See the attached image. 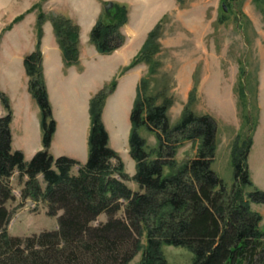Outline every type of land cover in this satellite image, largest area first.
Here are the masks:
<instances>
[{
	"label": "trees",
	"instance_id": "trees-1",
	"mask_svg": "<svg viewBox=\"0 0 264 264\" xmlns=\"http://www.w3.org/2000/svg\"><path fill=\"white\" fill-rule=\"evenodd\" d=\"M177 1L183 4L187 0ZM223 1L230 7L233 0ZM37 6L34 4L30 10ZM24 16L15 17L7 28ZM46 20L47 15L40 11L36 49L24 59L29 89L41 108L43 130V148L30 160L22 150L13 149V108L8 95L0 89L6 110L0 117V264H127L139 251L142 256L138 264H168L164 245L189 248L194 253L192 264H264L262 215L252 208L253 203H264V190L252 181L248 164L256 128V121L251 122V110L247 107L243 111L244 123L232 145L235 183L229 189L213 168L218 147L217 121L210 114H196L190 107L196 88L174 124L168 114L172 97L145 93L147 79L160 66L156 54L160 51L157 40L161 18L131 63L91 97L87 161L55 156L51 145L57 121L41 50ZM51 20L66 66L76 64L80 57L78 23L68 15L52 16ZM127 21V5L114 2L113 8H104L90 34L100 53L109 54L121 46L124 36L120 27ZM140 62L148 63L149 69L148 76L140 80L131 112L129 143L136 161L133 179L141 188L136 191L125 181L129 178L125 163L110 144L102 114L107 97L117 87L118 77ZM239 95L241 102L248 105L244 84ZM159 97L162 101L158 102ZM141 127L156 135V147L148 149ZM197 139L200 144L196 156L178 163L175 155L179 145ZM77 165L79 170L73 173ZM15 170L28 176L21 195L44 201L48 214L58 216L57 229L27 236L10 234L12 211L6 202L15 199L10 180ZM39 175L43 176L45 187ZM122 209L123 216H116ZM102 213L107 214V219L95 223ZM144 234L145 245L141 241Z\"/></svg>",
	"mask_w": 264,
	"mask_h": 264
},
{
	"label": "rangeland",
	"instance_id": "rangeland-1",
	"mask_svg": "<svg viewBox=\"0 0 264 264\" xmlns=\"http://www.w3.org/2000/svg\"><path fill=\"white\" fill-rule=\"evenodd\" d=\"M105 1L125 4L128 7V21L120 27L124 40L121 46L114 51L120 50V52L135 56L147 38V36L144 37L146 29L152 25L155 19L153 27L162 18V28L157 40L160 51L156 54L160 66L158 72L147 79L144 87L145 93L146 95L163 93L172 97L173 102L169 107L168 114L171 124H174L182 116L192 89L196 88L194 101L191 102L190 107L196 114H210L217 121L218 147L213 168L229 189L235 183L232 145L244 123L243 111L247 110V107L251 110V122L255 123L256 121V128L252 133L253 143L248 154V164L252 181L258 188L264 190V0H233L230 7L223 0H187L183 4L177 0H102L101 4L97 0H0V66L5 77L13 73L20 75L21 72L18 69L21 63L19 62L20 57L24 55L25 59L26 55L36 49V47L33 48V41L36 38L35 21L40 11L47 15L45 23L51 26L53 25L51 17L56 15H68L78 23L81 55L82 25L92 23L93 26L89 32L91 34L105 8ZM34 4L38 5L37 8L30 10ZM21 14H25L23 19L8 29L7 27L13 19ZM131 14L134 18L135 33L128 39L123 30L128 25ZM221 18H225V20L221 21ZM153 27L149 28L147 32L149 33ZM89 40L91 41L90 38ZM86 52L90 60L100 56L90 45L87 46ZM80 59L79 57V61ZM131 61L122 66L120 71ZM106 62L104 58L97 59L89 67L81 82L87 81L90 88L93 87V83L95 86L99 84L104 78L102 71H105V68L102 66ZM16 63L17 67L10 66ZM42 65H44L43 59ZM133 68L136 70L135 75H141V79L148 76V63L140 62L130 69ZM135 75L132 76L135 77ZM242 84L245 85L248 105L240 100L239 92ZM4 93L8 95L5 91ZM58 97L60 98L59 93ZM159 101H162V97H159ZM127 102L125 92H119L112 99L111 108L121 119L118 122L116 117L111 118L109 110L105 116V106L102 118L108 131L111 129L112 132L111 146L119 149L116 150L125 163V170L129 175L125 181L130 188L137 191L141 188L139 183L133 179L136 172V161L130 152L129 137L124 138L123 135L127 121L129 123L131 121V114L128 113L129 103L127 104ZM34 103L37 108L41 109L35 98ZM57 104L59 107L57 109L60 112L63 111L62 113L71 119V115L67 113L72 111V105L68 110H65L60 107V103ZM20 108L24 111L25 103H22ZM73 112L75 113V125H77L74 129L79 128L81 132L84 109L82 106L76 105ZM61 119L63 121V118ZM24 125L23 118L17 116L13 123L16 136L21 134ZM114 125L119 137H117ZM248 129L249 127L245 129V132ZM122 130L123 134H121ZM60 133L55 150L58 152L73 150L71 141L74 140L73 135H76V132L65 125L60 129ZM140 133L146 138L148 149L156 147L157 139L153 132L141 127ZM245 136L247 137L248 133ZM199 144L200 140L197 139L196 142L187 140L179 145L175 155L177 162L183 163L194 158ZM16 171L18 170L13 173L16 175L15 178H12V175L10 179L15 199L6 202V206L12 211V219L8 225L10 234L27 236L44 230L57 229L58 216L48 214V207L44 201H34L21 195V190L27 179L23 180V176L19 171L17 174ZM165 172H168V168L165 169ZM39 179L42 186L45 187L43 176L39 175ZM23 208L24 210L21 212ZM252 208L262 215L260 225L264 230V203H253ZM61 213L62 210L59 214ZM123 213L124 209L119 211L116 216L121 217ZM107 217L106 213H102L95 223L105 221ZM141 241L143 245L146 244L145 234L141 237ZM163 250L168 264H192L193 262L194 253L185 246L164 245ZM141 256L142 251L137 252L127 264H138Z\"/></svg>",
	"mask_w": 264,
	"mask_h": 264
},
{
	"label": "crops",
	"instance_id": "crops-1",
	"mask_svg": "<svg viewBox=\"0 0 264 264\" xmlns=\"http://www.w3.org/2000/svg\"><path fill=\"white\" fill-rule=\"evenodd\" d=\"M97 1L101 4L102 0H97ZM133 19H134L133 15L131 14L129 23L123 30L126 33L128 39L131 36H133V34L135 33L133 29L134 28ZM153 23L149 28L153 27ZM36 24H37V19L35 21L36 38L33 41V48H35L37 44ZM92 26H93L92 23L89 25H82L81 43H80L81 59L79 62L71 66H66L65 64L63 52L57 41V37L55 35L53 25L51 26L48 23L44 24L42 44H41V49L43 52V64H44L43 66H44L45 79L47 82L49 97L52 103L54 116L58 124L57 131L53 136L51 152L55 156H60V155L72 156L73 158L79 160L81 163L86 162L89 155V136L91 130V115H90L91 97L98 90H100L105 84H107L117 73H119L121 67L126 65L128 62H130L134 56L133 54L130 55L128 53L120 52V50H116L111 54H101L98 51L96 45L89 40L90 38L89 32ZM148 29H146V31L144 32V37L147 36ZM88 45L92 46V48H94V50L98 52L100 56L90 60L86 52ZM102 58H104L107 61L102 66L103 68H105V71H102L103 72L102 75H104V78H102L101 82L96 86L93 83L92 84L93 87L90 88L87 85L88 84L87 81L81 82V79L84 77V75L87 74L89 67L93 65L97 61V59H102ZM19 62H21L19 65L20 68H18L20 69L21 72L20 75L19 74L15 75L13 73L12 75H8L5 77V75L3 74L4 71H2V68L0 66V88L8 94L13 108V120L11 123L12 134H13V142H12L13 149L22 150L25 154V158L27 160H30L35 155L36 152H38L40 149L43 148L42 116H41V109H39V107L38 108L36 107L34 103L33 95L31 94L29 89V81H28L29 77L25 69L24 55L20 57ZM10 66L17 67V63L12 64ZM135 73L136 70L135 68H133L120 75L117 88L107 99L105 106V116L109 110V114L111 118L114 119L116 117L118 122L119 119H121V117H118V115L116 114V111H113L111 108L112 106L111 101L119 92H125V97H127V101H128L127 104L129 103L128 113L131 114L134 101L138 93L139 82L141 79V75H135ZM133 74L135 75V77L132 76ZM11 83H13V85H11ZM58 93L60 94V98L58 97ZM22 103L23 104L25 103L24 111L20 108ZM57 103H60V107L65 108V110H68L69 106L72 105V111H69L70 113H67L71 115V119L70 117L68 118L65 113H62L63 111L60 112V110L57 109L59 108ZM76 105L82 106L84 109V114L82 115V118L84 117V122L81 132L79 128L74 129L75 127H77V125H75L76 124L75 113L73 112V110H75ZM5 114H6V110L0 98V117ZM17 116L23 118L25 124L23 130H21V134H19L18 136L14 134V130H13V123L17 119ZM61 118H63V121ZM65 125H68L69 128H72V130L76 132V135H73L74 140L71 141L73 145V150L58 152L55 150L56 141L58 137L61 135L60 129H62L63 126ZM73 125L75 126L73 127ZM114 129L117 132V137H119L118 135L119 133L115 125H114ZM130 130H131V121L130 123L127 121L125 132L122 130L121 133L123 134L124 132L123 134L124 138L126 137L128 138L130 136ZM109 133L112 142L111 129H109ZM78 168H79L78 166L75 167L74 173L78 172ZM16 173L18 174V171H16ZM15 176L16 175H13L12 178H15ZM22 178L23 180H26L28 176L25 175ZM23 210L24 208L22 209L21 212H23Z\"/></svg>",
	"mask_w": 264,
	"mask_h": 264
},
{
	"label": "water",
	"instance_id": "water-1",
	"mask_svg": "<svg viewBox=\"0 0 264 264\" xmlns=\"http://www.w3.org/2000/svg\"><path fill=\"white\" fill-rule=\"evenodd\" d=\"M113 5H114V2L113 1H108V3L105 5V8L106 9H110L111 7H113ZM224 7L226 9L225 4H224Z\"/></svg>",
	"mask_w": 264,
	"mask_h": 264
}]
</instances>
